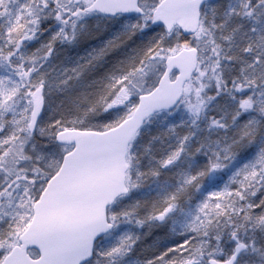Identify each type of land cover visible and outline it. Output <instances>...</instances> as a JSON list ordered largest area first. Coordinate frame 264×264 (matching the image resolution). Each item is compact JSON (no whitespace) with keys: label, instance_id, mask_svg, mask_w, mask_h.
<instances>
[{"label":"snow or ice","instance_id":"obj_1","mask_svg":"<svg viewBox=\"0 0 264 264\" xmlns=\"http://www.w3.org/2000/svg\"><path fill=\"white\" fill-rule=\"evenodd\" d=\"M0 264H264V0H0Z\"/></svg>","mask_w":264,"mask_h":264}]
</instances>
